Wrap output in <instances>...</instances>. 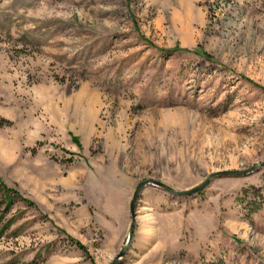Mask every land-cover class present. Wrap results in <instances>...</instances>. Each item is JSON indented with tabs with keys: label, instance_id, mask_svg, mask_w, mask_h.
<instances>
[{
	"label": "rangeland",
	"instance_id": "rangeland-1",
	"mask_svg": "<svg viewBox=\"0 0 264 264\" xmlns=\"http://www.w3.org/2000/svg\"><path fill=\"white\" fill-rule=\"evenodd\" d=\"M262 161L264 0H0V264H111L138 182ZM135 221L117 264H264V165Z\"/></svg>",
	"mask_w": 264,
	"mask_h": 264
},
{
	"label": "water",
	"instance_id": "water-1",
	"mask_svg": "<svg viewBox=\"0 0 264 264\" xmlns=\"http://www.w3.org/2000/svg\"><path fill=\"white\" fill-rule=\"evenodd\" d=\"M263 165H264V162L262 161V162L255 163V164H253V165H251L245 169H241V170H219V171L211 172V173L207 174L204 177V179L201 182H199L198 184H196L195 186H192V187L186 188V189H182V190H177V189L165 184L164 182L154 180V179L141 180L140 182L137 183V185L133 191L130 203H129L130 223H129L128 234H127L125 244L116 253L111 264H117V261L126 252L129 244L131 243V240L133 238L135 223H136V221H135V205H136L137 199L139 197L140 191L142 190V188L144 186L151 184V185H155L157 187H160L163 190H165L171 194L180 195V196H182V195L183 196H186V195L189 196V195L195 194L196 192L205 188L209 184L211 179L214 177L227 176V175H229V176L245 175L251 171L256 170L257 168H259Z\"/></svg>",
	"mask_w": 264,
	"mask_h": 264
},
{
	"label": "trees",
	"instance_id": "trees-1",
	"mask_svg": "<svg viewBox=\"0 0 264 264\" xmlns=\"http://www.w3.org/2000/svg\"><path fill=\"white\" fill-rule=\"evenodd\" d=\"M4 197H5L6 206H10L12 204V202H13L12 194L6 192V194H4Z\"/></svg>",
	"mask_w": 264,
	"mask_h": 264
}]
</instances>
